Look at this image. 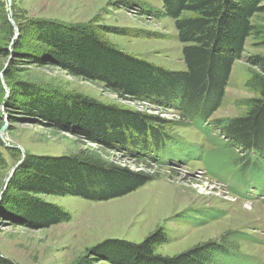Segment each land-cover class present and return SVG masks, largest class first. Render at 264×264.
I'll return each mask as SVG.
<instances>
[{
	"label": "rangeland",
	"instance_id": "1",
	"mask_svg": "<svg viewBox=\"0 0 264 264\" xmlns=\"http://www.w3.org/2000/svg\"><path fill=\"white\" fill-rule=\"evenodd\" d=\"M119 1L123 4L117 6ZM37 17L90 23L125 52L171 70L186 68L185 44L178 40L174 19L165 14L162 0H0V78L5 94L0 100V139L4 143L0 145V190L10 171L27 154L74 155L82 149L99 148L83 136L33 121L25 112L8 110L10 83L16 80L41 85L45 95L58 94L65 99L69 93H81L157 116L164 120L165 132L184 143H178L179 149L169 143L160 152L163 162L177 160L173 164L157 163L129 149L106 148L102 151L105 159L154 174L155 178L126 196L107 201L40 194V198L67 211L68 219L48 228H36L0 217V254L17 264H112L91 255L88 249L108 238L142 242L161 227L168 236L156 247L162 255L175 256L214 241L217 249L222 248L219 252L236 251L248 258L230 261L228 255L219 254L216 264H264V197L247 199L232 192L229 182L205 164L208 152L227 159L241 156L242 160L246 151L232 147L226 155L225 135L213 124L203 129L190 126L178 109L148 98L121 96L100 81H88L59 67L40 64L29 53L17 54L14 46L22 28L28 30L22 43L26 47L35 44L29 22ZM252 23L260 33L264 31V9L254 15ZM105 26L125 30L126 34L109 32ZM257 34L246 39L241 57L235 60L223 104L212 119L240 116L248 109L246 100L259 96L251 83L254 71L263 72L257 57L264 58V45L262 35ZM9 68L12 78L8 81L5 73ZM180 158L186 162H179ZM243 184H252L256 194L264 185L251 174Z\"/></svg>",
	"mask_w": 264,
	"mask_h": 264
},
{
	"label": "trees",
	"instance_id": "2",
	"mask_svg": "<svg viewBox=\"0 0 264 264\" xmlns=\"http://www.w3.org/2000/svg\"><path fill=\"white\" fill-rule=\"evenodd\" d=\"M162 1L165 14L174 19L178 40L185 44L186 68L182 71L117 48L90 23L73 24L45 17L30 19L35 39L32 48L22 43L28 30L21 29L15 52L29 53L38 63L59 67L73 76L100 81L121 96L148 98L178 109L196 129L213 124L227 137L223 149L226 155L227 150L237 147L246 151L247 156L242 160L241 156L227 159L212 151L206 154V166L229 182L232 192L256 199L264 193V185L256 194L252 184L243 183L251 174L264 184V58L257 57L263 72L254 71L251 79L259 96L246 100V113L211 117L223 104L235 60L241 57L246 39L258 33L264 45V31L260 33L252 23L264 6L261 0ZM105 27L109 32L126 34L119 28ZM11 69L5 73L8 81L12 78ZM1 83L0 78V100L5 95ZM10 87L8 110L25 112L36 121L83 136L99 148L82 149L74 155L27 154L3 196L0 217L4 219L36 228H48L68 219L67 211L40 198V194L73 195L93 201L126 196L153 180L154 174L119 166L105 159L102 151L129 149L143 158L171 164L177 160L163 162L160 152L169 143L176 149L180 148L178 143H184L178 136L165 132L164 120L157 116L103 103L81 93H69L65 99L58 94L45 95L41 85L26 80L13 81ZM3 144L0 139V145ZM178 161L186 162L182 158ZM167 238L165 229L160 227L142 242L108 238L88 251L112 264H216L219 254L228 255V260L248 259L236 251L219 252L222 248L217 249L214 241L175 256L162 255L156 247ZM0 264L17 263L0 254Z\"/></svg>",
	"mask_w": 264,
	"mask_h": 264
},
{
	"label": "water",
	"instance_id": "3",
	"mask_svg": "<svg viewBox=\"0 0 264 264\" xmlns=\"http://www.w3.org/2000/svg\"><path fill=\"white\" fill-rule=\"evenodd\" d=\"M18 36V34H17ZM33 121H36V120H33ZM4 128H6V126H4ZM7 146L11 147V148H15L17 146H14V145H9L8 143H6ZM24 159V158H23ZM23 159L21 161H19L15 166L14 168L10 171V173L8 174V177L6 178L1 190H0V203L2 202L3 200V196L4 194L6 193L8 187H9V183L11 181V179L13 178L18 166L22 163Z\"/></svg>",
	"mask_w": 264,
	"mask_h": 264
},
{
	"label": "built area",
	"instance_id": "4",
	"mask_svg": "<svg viewBox=\"0 0 264 264\" xmlns=\"http://www.w3.org/2000/svg\"><path fill=\"white\" fill-rule=\"evenodd\" d=\"M263 197H264V196H262V195L260 196L261 199H262Z\"/></svg>",
	"mask_w": 264,
	"mask_h": 264
}]
</instances>
